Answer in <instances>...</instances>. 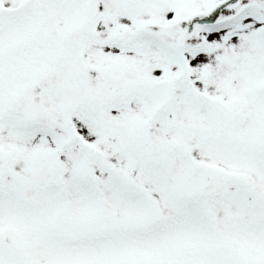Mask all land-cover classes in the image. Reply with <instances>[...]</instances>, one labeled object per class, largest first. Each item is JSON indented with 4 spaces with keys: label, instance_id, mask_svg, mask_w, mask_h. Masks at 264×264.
I'll return each mask as SVG.
<instances>
[{
    "label": "snow or ice",
    "instance_id": "snow-or-ice-1",
    "mask_svg": "<svg viewBox=\"0 0 264 264\" xmlns=\"http://www.w3.org/2000/svg\"><path fill=\"white\" fill-rule=\"evenodd\" d=\"M0 264H264V0H0Z\"/></svg>",
    "mask_w": 264,
    "mask_h": 264
}]
</instances>
